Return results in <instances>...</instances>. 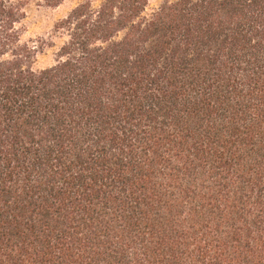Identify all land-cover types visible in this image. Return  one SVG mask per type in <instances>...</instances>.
Returning <instances> with one entry per match:
<instances>
[{
    "label": "trees",
    "instance_id": "16d2710c",
    "mask_svg": "<svg viewBox=\"0 0 264 264\" xmlns=\"http://www.w3.org/2000/svg\"><path fill=\"white\" fill-rule=\"evenodd\" d=\"M28 4L0 0V264H264V0H80L41 69Z\"/></svg>",
    "mask_w": 264,
    "mask_h": 264
},
{
    "label": "rangeland",
    "instance_id": "374dc122",
    "mask_svg": "<svg viewBox=\"0 0 264 264\" xmlns=\"http://www.w3.org/2000/svg\"><path fill=\"white\" fill-rule=\"evenodd\" d=\"M80 0H64L56 6H50L41 0H29L27 17L25 19L24 40L43 39L49 43L43 52L37 55L33 64L36 69L53 65L57 59V51L63 43L55 32V24L66 17ZM164 0H149L148 10L158 7Z\"/></svg>",
    "mask_w": 264,
    "mask_h": 264
}]
</instances>
